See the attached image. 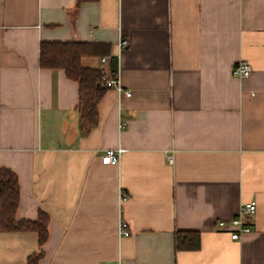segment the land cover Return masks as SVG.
Listing matches in <instances>:
<instances>
[{
  "label": "crops",
  "instance_id": "1",
  "mask_svg": "<svg viewBox=\"0 0 264 264\" xmlns=\"http://www.w3.org/2000/svg\"><path fill=\"white\" fill-rule=\"evenodd\" d=\"M42 41L107 44L81 63L119 69L132 94L107 87L83 131L79 83L40 66ZM0 164L19 179L16 219L49 215L39 264H264V0H0ZM251 200L252 231L233 239L218 221ZM179 230L200 247L177 250ZM40 248L0 229V264Z\"/></svg>",
  "mask_w": 264,
  "mask_h": 264
},
{
  "label": "trees",
  "instance_id": "2",
  "mask_svg": "<svg viewBox=\"0 0 264 264\" xmlns=\"http://www.w3.org/2000/svg\"><path fill=\"white\" fill-rule=\"evenodd\" d=\"M108 47L107 44L80 41H42L40 44V66L63 69L68 78L79 83L77 110L83 131L97 126L98 104L107 87L104 79L105 72L102 69L82 65L81 58L87 54H103ZM20 200L21 192L17 174L0 164V229L38 232L41 248L28 256L26 264H39L45 255L42 246L48 239L49 215L45 211H40L36 220H17L16 213ZM175 245L177 250L198 249L201 245L200 232L196 230L177 231Z\"/></svg>",
  "mask_w": 264,
  "mask_h": 264
},
{
  "label": "built area",
  "instance_id": "3",
  "mask_svg": "<svg viewBox=\"0 0 264 264\" xmlns=\"http://www.w3.org/2000/svg\"><path fill=\"white\" fill-rule=\"evenodd\" d=\"M116 45H117L118 53L114 55V57L118 58L117 56H119L120 52L129 45V40L123 36H120ZM108 60L109 57L101 58L102 63H106ZM251 72H252V66L250 62L247 61L246 59L239 60L233 68L234 75L240 78L249 76ZM104 79H105L106 87L116 89L118 91L119 97H121L122 95L130 96L132 94L130 90H124L119 69H117L113 75L110 76L105 75ZM121 127H124V124H122ZM124 151L125 149L122 147L107 149L106 152L102 155L103 163L118 164L121 159V155ZM167 158L170 163L174 162L173 153L168 154ZM122 197L123 199L126 198V194L122 193ZM256 210H257V203L255 200L244 202L241 205V208L238 211V213L233 218H231L228 221L219 220L218 226L220 228L229 226L231 237L233 239H240L244 234L252 231V225L249 222V219L256 213ZM131 233L132 232L131 229L129 228L128 222L122 219L119 222V226H118L119 236L127 237L130 236Z\"/></svg>",
  "mask_w": 264,
  "mask_h": 264
}]
</instances>
